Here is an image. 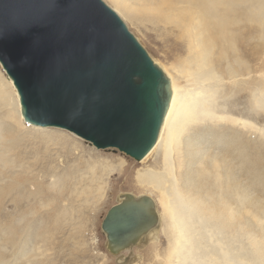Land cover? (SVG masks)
<instances>
[{
	"label": "bare ground",
	"instance_id": "6f19581e",
	"mask_svg": "<svg viewBox=\"0 0 264 264\" xmlns=\"http://www.w3.org/2000/svg\"><path fill=\"white\" fill-rule=\"evenodd\" d=\"M106 1L123 20L174 23L188 44L187 62L176 70L190 77L197 87L183 91L176 76L162 67L171 79L172 100L160 136L142 163L157 153L158 156L152 165L135 174L140 188L159 195L165 221L162 233L175 258L170 257L166 264H264V225L260 224L264 202L253 198L251 192L256 188L264 195L263 159L253 154L250 141L240 131L227 125L237 123L249 130V120L217 114L222 111L217 104L222 92L227 94L224 103L230 111H234L233 104L238 100L244 103L239 112L249 118L264 110V81L252 88L247 58L254 36L249 21L254 13L260 27L258 37L264 43V0ZM6 75L0 71V264H57L49 254L54 249L52 229L61 226L63 219L71 220L75 211L72 198L67 201L64 195L66 188L74 193L76 184L90 174V185L81 188V193L86 195V201L95 195L101 199L107 185L104 177L125 166V161L80 159L84 171L77 174L81 172L79 165L75 167L68 161L84 151L82 137L72 131L78 137L35 125L30 128L32 135L24 129L23 136L25 119L19 93ZM252 109L256 112L252 113ZM33 134L41 140L42 148L24 150V139ZM61 142V148L67 151L63 163L54 165L50 143ZM212 143L221 151H211ZM90 145L89 151L99 154V148ZM28 153L37 157L25 161ZM40 163L43 164L37 166ZM40 172L57 176L49 189L39 179ZM69 179L73 180L67 187L65 181ZM93 182L95 187L91 186ZM54 184H60V188ZM153 200L159 225L133 246L110 252L119 257L120 264L130 262L131 257L123 255L125 251L131 252L149 241L157 246L154 243L161 236V213ZM101 258L100 264H108L105 254Z\"/></svg>",
	"mask_w": 264,
	"mask_h": 264
},
{
	"label": "water",
	"instance_id": "95a60500",
	"mask_svg": "<svg viewBox=\"0 0 264 264\" xmlns=\"http://www.w3.org/2000/svg\"><path fill=\"white\" fill-rule=\"evenodd\" d=\"M0 63L26 122L136 160L156 144L172 100L168 74L104 0H0ZM158 225L153 198L124 193L102 230L117 253Z\"/></svg>",
	"mask_w": 264,
	"mask_h": 264
},
{
	"label": "rangeland",
	"instance_id": "374dc122",
	"mask_svg": "<svg viewBox=\"0 0 264 264\" xmlns=\"http://www.w3.org/2000/svg\"><path fill=\"white\" fill-rule=\"evenodd\" d=\"M104 1L110 7H112V5L108 1L106 0ZM254 17H255V13L254 15L252 14V19L249 21V24L252 27V34L254 36L253 38L251 37L252 40H250V42L252 48L248 53V57H247L251 69L249 78L251 82L252 81L254 82V83L250 82L253 85V87L251 85L252 88L258 85H262V81H264V65H263L264 43H262L260 38L258 37L259 32L257 28L259 27V23H257L256 18ZM124 21L127 24L129 30L134 34V36H136L138 41L148 51V53L155 60V62L158 63L161 67L167 68L170 71V73L176 76L180 89L186 91V89L189 90V88L190 90H192L191 87H193V89L197 87L196 83L190 77L186 76L183 73L181 74L179 71L176 70L187 62V58L189 56V49L187 46L188 44L186 38L181 35V32H179L180 28H178L177 25L175 26L174 23L167 25L163 23L154 24L148 21L140 23V21L136 22L135 20L131 21L130 19H125V18ZM253 30L255 33H253ZM0 71L3 74H7L6 71L3 69L1 63H0ZM225 82H229V80L225 78ZM258 82L261 84H259ZM226 98H227V94L226 93L224 94V92H222L220 98L218 99L219 103L217 102L220 108L218 109L220 111L222 110L221 111L222 113L218 112L217 114H223V116H229V117L230 115L231 117L234 116L237 118L241 117L240 120L243 121L246 119L249 120V122H251L252 125L250 124V126L248 127L249 130L242 127L241 124H237V123L231 125L227 124V125L228 127L232 126L231 127L232 129L240 131L244 135L247 142L250 141L249 143L251 144V149L253 154L258 155L257 156L258 158L263 159V165H264V110L259 113L254 111V109H252L253 110L252 113L256 112L257 114H251L249 118L248 116H244L241 114V112H239V110L241 111L243 109V104H244L243 102H240V100H238L239 102L235 101V103L233 104V106H235L234 111H230L228 108L229 107L228 104L224 103L225 102L224 100ZM220 123H224V122L220 121ZM31 125L32 124L26 121L23 122L21 128V132L23 136H24V132L26 131L29 135H32V131L30 129L32 128ZM46 128H50V129L56 128L62 130L63 132L74 134L71 131L64 128H59V127H46ZM240 129L243 130L241 131ZM35 135L37 134H33V137H26V139H24L23 141L24 150L30 151L35 146L37 147V149L42 148L41 140H39ZM74 136L77 135L74 134ZM84 140L81 139V143L84 146V151H81L78 154L77 159L76 157H73L68 161V164L74 165L75 167L79 165L77 166V168H80L81 172L77 174L83 173L82 171H84L82 169L83 168L82 165L79 164V162H81L80 159L90 158L98 161L106 160L110 162L114 160L115 162H118L119 160H124L125 166H123L121 169H115L114 171L110 172L109 175L104 177L107 182V185L101 199L100 198L98 199L95 195L94 197H91L88 201H86V195L84 193H81L80 190L81 188L85 187L86 185H90L89 184L90 179L88 178L90 174H85L84 175L85 177L82 178L84 179L82 180V183L76 184L77 189H75L76 191L74 193H70L71 191L66 188L64 195L68 197L67 201L69 198H72V203L75 206L74 209L75 211H73L74 213L72 214L71 220L67 221V219H63L64 221L62 222L61 226L56 227V229L55 228L52 229L51 232L52 236L51 235L50 236L54 241L52 246L54 249H52L49 252V254H52V256L54 257V262L57 264H100L102 262L101 256L105 254L109 259L108 264H118V263L120 264L121 260L119 259V257L116 258V256L111 254L110 250L108 249L107 237L102 230V221L104 220L108 210L112 206L118 203L119 196L123 192L132 193V194L133 193L148 194L152 196L153 198L156 199L158 203V209L161 213L160 214L161 226L159 228V231L162 229L160 231L161 236H160V240L157 243L156 242L154 243L157 246L154 245L153 247V243L149 241L146 244L140 245V247L139 246L134 247L131 252L130 251L123 252V255H125V257H129V256L131 257L129 259L130 262L128 264H166V261L170 257L175 260V258L173 257L172 248L169 246L167 242V237L165 233H162L164 232L163 229H164L165 221L164 219H162L163 217H162L158 193L150 189L140 188L137 182L135 181L136 171L140 169H144L143 167L146 168V166L152 165L153 161L158 156L157 155L158 153L153 155L154 157L153 156L149 157L144 163H142V161L145 158L140 161H137L131 156L127 155L126 153L115 148L97 149L99 150L98 151L99 154L96 155L93 151H89L91 145L90 143ZM50 144H51L50 149L53 153L52 158H54L55 160L54 165H58V162L63 163L61 162V160L63 161L64 155L67 150L61 148L63 147L62 142L57 144H52V143ZM215 146L216 143L213 144V148L212 149L210 148V150L211 151L213 150L214 152H220L221 147L218 146L214 148ZM25 156L27 158V159L25 158V161H29L30 159H31L30 161H32V158L37 157V156L33 157V155L30 153L25 154ZM47 158L48 159L50 158L49 153L47 155ZM43 163H46V161H44ZM43 163L37 164V166L42 165ZM61 172L62 171H60L59 174H61ZM91 175L93 174L91 173ZM55 178H57V176L54 177L44 172L39 173V179L45 183L47 189H49L52 186V184L55 182ZM72 180L69 179L68 182L65 181V185L69 187L70 186L69 182H71ZM56 184H54L55 185L54 187L60 188V184L58 185ZM91 186L95 187V183L94 182L91 183ZM55 190L58 191V189ZM256 190H257L256 188L254 189L251 188L253 198L258 197L264 202V195L259 194L258 190L257 191ZM249 209L251 211V207H249ZM248 216L252 218V214H248ZM253 220H255V218H253ZM68 222L70 224H68ZM260 222L261 225L262 224L264 225V218H262ZM71 251H72V255L70 256L69 253Z\"/></svg>",
	"mask_w": 264,
	"mask_h": 264
}]
</instances>
